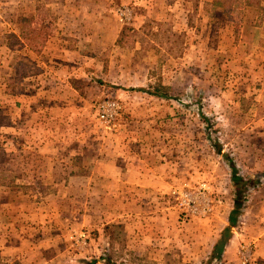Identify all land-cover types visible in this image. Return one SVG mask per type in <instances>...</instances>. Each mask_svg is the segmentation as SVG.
<instances>
[{"label": "rangeland", "instance_id": "374dc122", "mask_svg": "<svg viewBox=\"0 0 264 264\" xmlns=\"http://www.w3.org/2000/svg\"><path fill=\"white\" fill-rule=\"evenodd\" d=\"M73 41L71 72L61 60ZM263 65L264 0H0V264H210L234 235L235 199L246 238L235 250L250 243L264 264ZM69 73L77 93L53 79ZM102 101L119 106L115 126ZM127 139L185 142L200 173L173 185L206 183L211 211L181 224L176 206L144 209L157 234L137 245L125 221L140 217L139 194L105 193L89 175Z\"/></svg>", "mask_w": 264, "mask_h": 264}, {"label": "crops", "instance_id": "0c3cea01", "mask_svg": "<svg viewBox=\"0 0 264 264\" xmlns=\"http://www.w3.org/2000/svg\"><path fill=\"white\" fill-rule=\"evenodd\" d=\"M88 31L89 33L92 32L90 30ZM74 44L75 43L73 41V44L68 43L69 46H65L66 48L64 49V56H66L67 58L66 60L64 58L63 61L61 60L62 64L65 63V65H62V68H70L71 72L72 69L76 67L74 66V64H77L76 60L72 59V53L73 56H75L74 58H77V55L79 53L77 50L73 49V46H75ZM32 74L34 73H31L30 75ZM71 74L72 73L68 74L69 78L60 76L53 79L57 80L58 82L63 81V83L66 82V79H68L67 82L70 81L71 84L69 88H72L75 79L70 78ZM22 78H26V76ZM72 89L75 93H77V91L75 90L76 88ZM43 94H46V96H49V98L54 99L55 96L52 95L61 94L64 96L66 92L62 93V90L47 89L44 90ZM29 110L33 109L29 108ZM128 140L129 139H127L126 143L118 145L119 150L113 153L111 151L117 150L118 148H113V145L110 143L107 148L109 149L108 152L104 153L103 156H100L99 159L94 158L95 164L93 166L91 174L89 175L104 178L105 184H103V191L105 193L117 191H120L121 193H130L129 191L133 190L137 192L136 194H139L137 200L139 201V210L141 213L138 212L137 214L140 215V217H137L135 222H131V220L127 218L125 224L126 226H135L136 233L131 230L132 240L135 241L137 245H144L145 241H147V238L151 233H153L151 229H147V227L145 228V225H149L152 227L155 224V221L153 222V224H150V217L147 216V219L146 216H144V209H153L158 205H167V207H165L167 209L176 208L174 205V200L171 196H167L168 199L165 201L164 197H162L160 193L167 192L168 190L169 195L171 188L175 187L173 185V183H175V179L187 181L190 183L193 178L192 176H195L200 172L195 171L197 170V168L194 167L195 164H192L193 160L190 158V155L188 156L189 149L185 142L174 144L172 146L168 143H164L163 145L141 143L132 146L131 144H128ZM170 146L174 150H179L178 152H180L181 156L169 153L172 151L170 150ZM174 146L176 147L173 148ZM161 147H163V149ZM197 183L198 182H196V184ZM196 187L197 185L190 186V188ZM235 200L233 203V207L229 209L226 216V222L227 224L231 225V230L232 233L234 232V235L232 236V238L230 237L231 239L229 238V240H227L225 248L223 249L221 261L219 263L243 264L240 250L242 249V247H246L248 248V260L245 264H252L256 259L255 255H257V253L258 255H260V253L257 252V249L256 251H253L250 243L244 242L235 250L236 245H238L240 241L242 242L246 239L244 238L242 232L235 231V227H233L237 224V215L239 209V206L237 207L235 205ZM178 213L180 220L179 223L181 224H185L186 222H190L192 219H194V217L189 215H187L189 216L187 217L185 215L186 213L184 212ZM166 221L167 226L171 225V228H174L177 219H174V217L171 216H167ZM153 234L156 235L157 233ZM157 239L163 241L165 240L159 237ZM233 255L236 256L235 259Z\"/></svg>", "mask_w": 264, "mask_h": 264}, {"label": "built area", "instance_id": "2783aa9c", "mask_svg": "<svg viewBox=\"0 0 264 264\" xmlns=\"http://www.w3.org/2000/svg\"><path fill=\"white\" fill-rule=\"evenodd\" d=\"M119 106L115 102L102 101L99 104L100 120L109 126H115L114 117ZM169 196L174 200V205L182 212L189 216H206L212 209L211 199L208 195V190L205 183L199 184L196 188L190 186H175L172 187ZM242 263L245 264L248 260V248L240 250Z\"/></svg>", "mask_w": 264, "mask_h": 264}, {"label": "trees", "instance_id": "16d2710c", "mask_svg": "<svg viewBox=\"0 0 264 264\" xmlns=\"http://www.w3.org/2000/svg\"><path fill=\"white\" fill-rule=\"evenodd\" d=\"M25 21H27V20H25ZM21 64L22 65H25V64H27V62H23ZM25 67H26V69H24V66H23L22 68H20L18 70L19 71L18 73L20 75L26 76V75H30L31 73L35 72V71H33V65L32 64L31 65H28V66H25ZM156 93H157V96L158 97H168V94L166 92H163L161 94L159 92H156ZM177 99H178L177 101L179 103H181L182 106L187 107L188 102H183V100H180L179 98H177ZM201 117H202V119L204 121L209 120L208 117L206 116V114H203L202 112H201ZM206 129H207V127H206ZM207 133H209V139H210V132H209L208 129H207ZM215 147H216V151H218L219 144L217 142L215 143ZM231 170H232L231 171V177H230L231 181L234 183L235 186L241 184V182H242L241 178L239 176H236L234 174V165L232 166ZM235 201H236L235 202V205L238 207L240 205V203H239L240 200L238 199V200H235ZM226 243H227V240H219L217 243H215V246H214V248H215V254H213V258L211 259V263L212 264H216L217 260L220 258L221 251L225 247ZM105 261H106V259H105Z\"/></svg>", "mask_w": 264, "mask_h": 264}]
</instances>
